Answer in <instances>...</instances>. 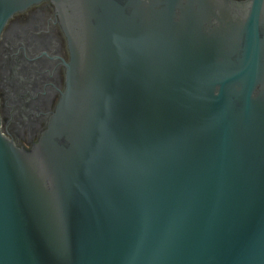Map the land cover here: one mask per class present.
<instances>
[{
	"label": "water",
	"instance_id": "1",
	"mask_svg": "<svg viewBox=\"0 0 264 264\" xmlns=\"http://www.w3.org/2000/svg\"><path fill=\"white\" fill-rule=\"evenodd\" d=\"M43 1L66 87L30 148L0 113V264H264V0H0V39Z\"/></svg>",
	"mask_w": 264,
	"mask_h": 264
},
{
	"label": "flooded vegetation",
	"instance_id": "2",
	"mask_svg": "<svg viewBox=\"0 0 264 264\" xmlns=\"http://www.w3.org/2000/svg\"><path fill=\"white\" fill-rule=\"evenodd\" d=\"M242 1V0H239ZM67 37L54 4L16 13L0 39L2 131L30 148L46 129L66 87Z\"/></svg>",
	"mask_w": 264,
	"mask_h": 264
}]
</instances>
